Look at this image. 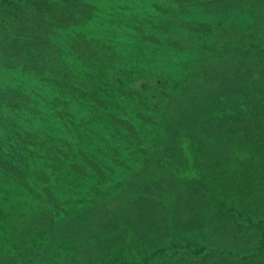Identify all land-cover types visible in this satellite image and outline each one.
I'll use <instances>...</instances> for the list:
<instances>
[{"label": "rangeland", "instance_id": "obj_1", "mask_svg": "<svg viewBox=\"0 0 264 264\" xmlns=\"http://www.w3.org/2000/svg\"><path fill=\"white\" fill-rule=\"evenodd\" d=\"M84 1L0 60V264H264V4Z\"/></svg>", "mask_w": 264, "mask_h": 264}, {"label": "trees", "instance_id": "obj_2", "mask_svg": "<svg viewBox=\"0 0 264 264\" xmlns=\"http://www.w3.org/2000/svg\"><path fill=\"white\" fill-rule=\"evenodd\" d=\"M175 1L181 6L190 4L203 6L212 14L228 12L240 8L242 4V0ZM260 1L264 4V0ZM90 12L91 6L84 0H0V57L3 58L0 60L8 67L48 69V64L54 61L59 63V53L52 54L55 46L49 40L50 32L56 28L80 24L87 19L86 13L89 16ZM204 27L206 26L201 23L199 28L195 29L202 30ZM42 56L46 60L42 63L45 64L38 60ZM117 122L138 138V131L131 122L125 119H118ZM85 157L86 163L97 174L100 170L99 164ZM12 165L8 160L0 157V166L23 178L22 171ZM45 193L49 202L53 203L52 199L55 198L51 191Z\"/></svg>", "mask_w": 264, "mask_h": 264}]
</instances>
